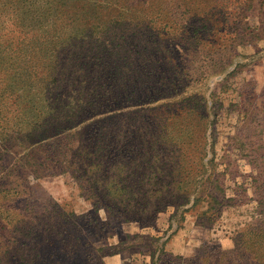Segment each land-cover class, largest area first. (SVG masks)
<instances>
[{
  "label": "trees",
  "instance_id": "1",
  "mask_svg": "<svg viewBox=\"0 0 264 264\" xmlns=\"http://www.w3.org/2000/svg\"><path fill=\"white\" fill-rule=\"evenodd\" d=\"M252 1L170 0L162 6L158 0H94L89 7L98 15L101 9L107 10L101 27L111 34H121L120 17L128 6L126 11L132 14L151 10L150 22L144 25L141 15L133 20L129 34L139 28L149 37L146 46L155 51L169 52L175 40L169 38L175 34H179L177 45L189 42L199 50L204 28L207 37H213L212 43L218 35L230 51L240 33L247 34L242 31L249 28L245 19ZM80 2L0 0V150L23 151L14 167L28 168L37 177L65 175L94 213L104 209L107 218L120 224L149 226L164 208L190 201L192 207L202 199L208 207L198 215L199 223L212 222L227 199L217 183L214 164L209 174L199 171L201 150L192 136L204 125L195 112L202 107L203 97L190 95L167 102L180 83L170 77L160 82L144 70L137 74L130 66L123 67L116 35L105 53L111 57L99 59L96 42L82 34L74 36L67 24L70 10L78 9ZM259 3L264 10V0ZM25 4L36 15L32 22H38L30 23L27 30L19 24ZM117 24L121 25L118 31ZM256 29L264 31V17ZM94 31L90 29L93 38ZM139 67L144 69L143 64ZM196 183L201 187L197 196ZM19 195H26L24 201L0 189V225L11 229L0 236L4 241L0 264H57L67 259L74 264L79 259L82 264H104L101 253L105 248L96 250L97 256L87 247L111 229L108 221L92 212L76 215L63 205L35 213L25 203L31 199L28 189ZM18 199L25 204L24 213L16 217L14 206L7 208V203ZM256 201L260 219L252 230L237 232L233 240L234 250L248 251L245 264H264V196ZM83 234L89 241L82 240ZM251 235L256 237L254 242ZM11 238L19 244L11 245ZM22 239H28L25 248ZM176 259L161 252L154 264H173Z\"/></svg>",
  "mask_w": 264,
  "mask_h": 264
},
{
  "label": "rangeland",
  "instance_id": "2",
  "mask_svg": "<svg viewBox=\"0 0 264 264\" xmlns=\"http://www.w3.org/2000/svg\"><path fill=\"white\" fill-rule=\"evenodd\" d=\"M93 1L82 0L78 9H71L67 24H70L74 36L82 34L96 42L99 46V59L111 57L105 56V53L116 35L121 41L119 60L123 67L130 66L137 74L144 70L153 80L170 77L180 83L173 88L175 92L166 98L167 102L190 95L203 97L202 107L195 112L196 118L203 121L204 125L202 128L199 124L200 130L192 136L201 150V154H198L201 156L199 171L201 174H209L214 164L217 183L227 202L212 218V222L210 219L199 223L198 215L208 207L207 200L202 199L192 207L190 201L186 205L164 208L149 226L120 224L113 218H107L104 209L94 213L91 205L79 195L74 181L65 175L53 173L37 177L28 168L14 167L24 154L14 149L0 150V189L6 188L23 200L26 195H19V192L27 188L31 199L25 203L35 213H45L48 208L52 210L54 205L58 208L63 205V209L72 210L76 215L92 212L98 218L108 221L111 229L107 230L102 240L93 241L87 247L89 252L97 256L99 252L96 250L105 248L101 253L104 264H154L161 252L176 256L173 264H227V261L230 264H245L248 251L234 250L233 240L237 232L254 228L255 222L260 219L256 200L264 196V31L254 30V26L264 17L259 0H253L248 10L245 22L248 21L250 25L247 24L249 28L242 31L247 34L241 36L240 33L235 48L230 51L218 35L212 43L213 37L208 38L204 28L201 30L199 50H194L193 44L189 42L180 47L176 39L179 34H175L169 38H175L169 52L155 51L146 46L149 37L140 33L137 27L134 29L137 33L129 34L133 31V20L141 15L145 20L144 25L150 22L151 10L132 14L126 11L128 6L120 17L121 34H111L101 27L103 20L100 19L107 14V10L101 9L99 15L97 11L90 10L89 4ZM167 1L170 0H162V3L158 0V4L164 6ZM28 7L25 4L20 9L19 24L25 30L30 23H38L36 20L32 22L36 15L30 14ZM34 11L32 8L31 12ZM91 28L95 30L96 39L91 35ZM115 28L118 31L121 25L117 24ZM220 44L223 47L218 48ZM214 52L217 53L212 56ZM142 64L144 69L139 67ZM195 77L199 80H195ZM58 103L68 106L66 100ZM193 188H197L194 191L196 196L200 194L199 183ZM22 202L18 199L16 203H7L6 207L13 205V213L18 217L24 213L25 203ZM201 218L203 221L204 218ZM79 223H85V220ZM10 230L2 229L0 225V236L8 235ZM249 239L254 242L256 237L251 235ZM9 240L11 245L19 244L15 238ZM82 240L89 241L88 236L83 234ZM27 241L20 240L23 248ZM3 242L0 238L1 245H4ZM230 250H233L231 254H224ZM57 262L74 264L71 259ZM82 262L79 259L76 264Z\"/></svg>",
  "mask_w": 264,
  "mask_h": 264
}]
</instances>
